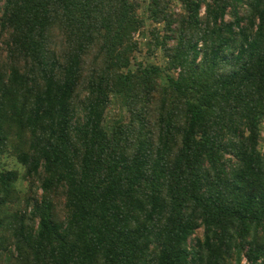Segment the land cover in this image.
Segmentation results:
<instances>
[{"label":"trees","instance_id":"trees-1","mask_svg":"<svg viewBox=\"0 0 264 264\" xmlns=\"http://www.w3.org/2000/svg\"><path fill=\"white\" fill-rule=\"evenodd\" d=\"M145 3L164 67L137 0H0V264H264V0Z\"/></svg>","mask_w":264,"mask_h":264},{"label":"rangeland","instance_id":"rangeland-1","mask_svg":"<svg viewBox=\"0 0 264 264\" xmlns=\"http://www.w3.org/2000/svg\"><path fill=\"white\" fill-rule=\"evenodd\" d=\"M138 4L140 5V8L138 9V14L145 19V27L141 28L135 35H134V41L138 43V52L135 55V58L138 62H144V63H152L159 66L164 67V55L160 50L156 49L154 47L155 40H154V29H158V33L163 34L162 26H157L151 23L149 20H147V15L143 12V7L146 5L145 0H137ZM178 5H173L172 10L175 12H178L179 10ZM2 38L0 37V40ZM3 44L0 42V49L2 50ZM128 112L123 108V105L121 104L120 98H113L112 103L110 107L108 108L106 112L105 117V123H108V125L112 126L116 122H118L121 119H125ZM260 148L264 152V123L261 127V142H260ZM0 169H8V170H16L19 172V174L22 176L23 169L22 167L15 161L14 157L5 154L2 155L0 158ZM26 187L27 183L22 180V177L19 178V181L16 184V189L18 190L19 195V201L18 203L14 204L13 207H9L12 210H16L19 208H22L23 206V199L26 194ZM2 217V215H0ZM0 232H3L0 230ZM202 236V230H198L194 238L198 237L200 238ZM9 253L5 254L4 260L1 264H7V261L9 260ZM9 264V262H8ZM242 264H245V261H242Z\"/></svg>","mask_w":264,"mask_h":264}]
</instances>
